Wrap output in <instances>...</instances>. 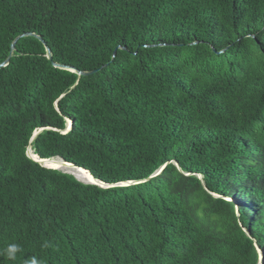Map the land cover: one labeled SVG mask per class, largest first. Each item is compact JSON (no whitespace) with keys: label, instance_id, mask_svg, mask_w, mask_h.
Instances as JSON below:
<instances>
[{"label":"trees","instance_id":"1","mask_svg":"<svg viewBox=\"0 0 264 264\" xmlns=\"http://www.w3.org/2000/svg\"><path fill=\"white\" fill-rule=\"evenodd\" d=\"M28 32L0 67V264H264V0H0V64Z\"/></svg>","mask_w":264,"mask_h":264},{"label":"rangeland","instance_id":"2","mask_svg":"<svg viewBox=\"0 0 264 264\" xmlns=\"http://www.w3.org/2000/svg\"><path fill=\"white\" fill-rule=\"evenodd\" d=\"M68 127H69V124H68ZM30 152H32L31 149H28L27 155H29ZM42 162L46 163L48 166H49V163H51L50 167L64 171V172H67V173H70V174L74 175L77 179L83 180L85 183L97 184L96 180H94V178L91 179L90 177L87 176V174L85 172L76 169V167H74L70 164L68 165V164L64 163L59 158L46 159V160H43ZM93 181H95V183Z\"/></svg>","mask_w":264,"mask_h":264},{"label":"clouds","instance_id":"3","mask_svg":"<svg viewBox=\"0 0 264 264\" xmlns=\"http://www.w3.org/2000/svg\"><path fill=\"white\" fill-rule=\"evenodd\" d=\"M44 247H47V244H45ZM21 252V245L13 242L8 243L6 247L0 249V256L6 257L9 261H15L17 259L18 254H20ZM25 264H43V260L37 255H32L30 258L25 259Z\"/></svg>","mask_w":264,"mask_h":264},{"label":"water","instance_id":"4","mask_svg":"<svg viewBox=\"0 0 264 264\" xmlns=\"http://www.w3.org/2000/svg\"><path fill=\"white\" fill-rule=\"evenodd\" d=\"M26 36H35V37H37L38 39H41L38 35H36V34H34V33H31V32H28V33H24V34L19 35V36L15 39L14 43L11 45V53L9 54V56L7 57V59L5 60V62H3L2 64H0V67L6 65V64L9 62V60H10V58H11V55H12V52H13V49H14L15 42H16L19 38H21V37H26ZM47 58H48L49 60L52 59V53H51V50H50V49H47ZM53 65H54L55 67L68 68V67H65V66L59 65V64H57V63H53ZM75 72H76L77 74H79V75H88V74L92 73L93 71H85V72H81V71H77V70H76ZM34 137H35V136H34ZM34 137H33V138H34ZM29 149H30V148H29ZM43 160H46V159H39L37 162H38V163H42ZM35 161H36V160H35ZM64 163H66V162H64ZM66 164H68V163H66ZM72 166H73V165H72ZM99 185L101 186V184H99Z\"/></svg>","mask_w":264,"mask_h":264},{"label":"bare ground","instance_id":"5","mask_svg":"<svg viewBox=\"0 0 264 264\" xmlns=\"http://www.w3.org/2000/svg\"><path fill=\"white\" fill-rule=\"evenodd\" d=\"M29 155H31L34 159H36V156H34V155L32 154V152H30ZM63 162H64V161H63ZM42 164H43V166H45V167L52 168V167L48 166L46 163H43V162H42ZM68 165H69V164H68ZM76 169H78V170H80V171H83V172H85V173L87 174V172L84 171L83 169H80V168H77V167H76ZM87 176L90 177L91 179H93V178H92L91 176H89L88 174H87ZM96 183H97V184H100L98 181H96Z\"/></svg>","mask_w":264,"mask_h":264},{"label":"crops","instance_id":"6","mask_svg":"<svg viewBox=\"0 0 264 264\" xmlns=\"http://www.w3.org/2000/svg\"><path fill=\"white\" fill-rule=\"evenodd\" d=\"M50 164H51V163H49V166H50ZM78 180H80V179H78ZM80 181H83V180H80ZM83 182H84V181H83Z\"/></svg>","mask_w":264,"mask_h":264},{"label":"snow or ice","instance_id":"7","mask_svg":"<svg viewBox=\"0 0 264 264\" xmlns=\"http://www.w3.org/2000/svg\"><path fill=\"white\" fill-rule=\"evenodd\" d=\"M95 183V181H93Z\"/></svg>","mask_w":264,"mask_h":264}]
</instances>
